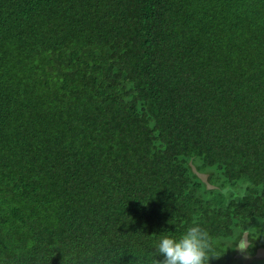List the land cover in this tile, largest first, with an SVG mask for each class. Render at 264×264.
<instances>
[{
    "label": "trees",
    "instance_id": "16d2710c",
    "mask_svg": "<svg viewBox=\"0 0 264 264\" xmlns=\"http://www.w3.org/2000/svg\"><path fill=\"white\" fill-rule=\"evenodd\" d=\"M196 223L264 264V0H0V264H156Z\"/></svg>",
    "mask_w": 264,
    "mask_h": 264
},
{
    "label": "clouds",
    "instance_id": "9594fccd",
    "mask_svg": "<svg viewBox=\"0 0 264 264\" xmlns=\"http://www.w3.org/2000/svg\"><path fill=\"white\" fill-rule=\"evenodd\" d=\"M227 195V192H225ZM164 231L157 235L153 247L156 256L163 259L156 264H208L212 250V240L209 232L199 223L187 227L181 234ZM246 242L241 238L238 247L243 250Z\"/></svg>",
    "mask_w": 264,
    "mask_h": 264
},
{
    "label": "water",
    "instance_id": "95a60500",
    "mask_svg": "<svg viewBox=\"0 0 264 264\" xmlns=\"http://www.w3.org/2000/svg\"><path fill=\"white\" fill-rule=\"evenodd\" d=\"M189 165H190L192 172L206 185L207 190H216L218 188V187H216L210 183L209 174L200 173L192 161L190 162ZM243 240L246 242L247 246L245 247V249H247L249 247L248 233L247 232L244 233ZM255 258L258 260L264 259V248H259L257 250V252L255 254Z\"/></svg>",
    "mask_w": 264,
    "mask_h": 264
},
{
    "label": "flooded vegetation",
    "instance_id": "af4514ba",
    "mask_svg": "<svg viewBox=\"0 0 264 264\" xmlns=\"http://www.w3.org/2000/svg\"><path fill=\"white\" fill-rule=\"evenodd\" d=\"M249 246H250V245H249ZM244 250L246 251V250H248V248H247V249L244 248ZM238 252H239V253H238V256L241 257V254H242L243 252H242L241 250H239ZM249 257H250L249 255H246V258H249Z\"/></svg>",
    "mask_w": 264,
    "mask_h": 264
},
{
    "label": "rangeland",
    "instance_id": "374dc122",
    "mask_svg": "<svg viewBox=\"0 0 264 264\" xmlns=\"http://www.w3.org/2000/svg\"><path fill=\"white\" fill-rule=\"evenodd\" d=\"M243 260L247 261L246 259H243Z\"/></svg>",
    "mask_w": 264,
    "mask_h": 264
}]
</instances>
